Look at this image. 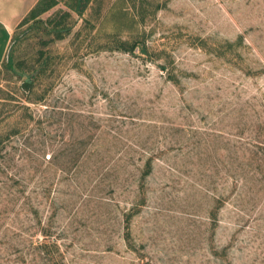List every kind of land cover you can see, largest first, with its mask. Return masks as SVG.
<instances>
[{
    "label": "rangeland",
    "instance_id": "rangeland-1",
    "mask_svg": "<svg viewBox=\"0 0 264 264\" xmlns=\"http://www.w3.org/2000/svg\"><path fill=\"white\" fill-rule=\"evenodd\" d=\"M77 5L0 64V264H264V0Z\"/></svg>",
    "mask_w": 264,
    "mask_h": 264
},
{
    "label": "crops",
    "instance_id": "crops-1",
    "mask_svg": "<svg viewBox=\"0 0 264 264\" xmlns=\"http://www.w3.org/2000/svg\"><path fill=\"white\" fill-rule=\"evenodd\" d=\"M40 0H0V64L4 62L15 28Z\"/></svg>",
    "mask_w": 264,
    "mask_h": 264
},
{
    "label": "trees",
    "instance_id": "trees-1",
    "mask_svg": "<svg viewBox=\"0 0 264 264\" xmlns=\"http://www.w3.org/2000/svg\"><path fill=\"white\" fill-rule=\"evenodd\" d=\"M78 5H77V11L79 13H82L81 11V5L87 4L89 2V0H77ZM58 4V0H40L38 2V4L34 7V9L24 18V20H28V19H34L39 17L41 14L51 10L52 8H54L56 5ZM82 8H84L82 6ZM70 31V28L67 27H57V28H53V30L51 32H54L58 37H62L65 33H68ZM16 38L12 39L11 44L9 46L8 52H7V56H6V63L9 67H11L14 64V51L13 49V45L16 42ZM28 88H31L33 86V84H29L26 85ZM3 143L2 139H0V144ZM148 172L145 174L149 175L148 173L151 171V167H148Z\"/></svg>",
    "mask_w": 264,
    "mask_h": 264
}]
</instances>
